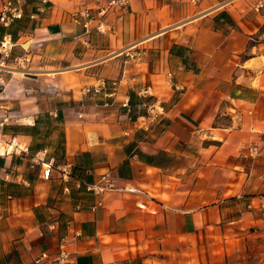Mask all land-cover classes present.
<instances>
[{
	"label": "crops",
	"instance_id": "crops-1",
	"mask_svg": "<svg viewBox=\"0 0 264 264\" xmlns=\"http://www.w3.org/2000/svg\"><path fill=\"white\" fill-rule=\"evenodd\" d=\"M259 1L50 0L39 12L24 0L4 31L31 62L0 70V121L54 164L0 155V264H261L264 219L250 207L264 194ZM100 78L119 81L109 105L85 92ZM155 100L165 115L140 128ZM104 176L117 188L99 196L74 185Z\"/></svg>",
	"mask_w": 264,
	"mask_h": 264
},
{
	"label": "built area",
	"instance_id": "built-area-1",
	"mask_svg": "<svg viewBox=\"0 0 264 264\" xmlns=\"http://www.w3.org/2000/svg\"><path fill=\"white\" fill-rule=\"evenodd\" d=\"M40 4L38 10L43 11V8L50 0H37ZM129 0H111V5H127ZM24 0H1L0 4V70H7L10 72H23L28 71V66L31 62V52L25 50L23 53L15 52L14 49L17 46V41L14 40L11 32L4 31V28L10 27L14 22L21 20L24 17ZM263 7V1L260 0L256 9L259 10ZM37 12L32 13V17L37 16ZM82 15L89 16V10L86 9L82 12ZM90 20H88L84 26L88 28ZM97 29L103 31V23L100 22L97 25ZM134 57V55H130ZM119 81L112 80L108 81L105 78H100L97 83L85 88L86 93H91L93 95H102L105 97V104H111L110 99L114 98L118 93ZM138 93L142 97H147L149 95V88H140ZM121 105L127 109L130 108V98L127 95ZM166 109L164 103L155 100L146 105V113L138 117V125L140 128L145 130L149 129L152 125L156 124L165 115ZM10 118L4 117L0 121V155H18L21 157H28L31 159V167L40 165L41 167L53 166V160H48L47 154L48 149H42L36 153L31 152L30 144L20 138L18 135H7L3 128L10 122ZM253 154H258V149H252ZM61 173V179L65 183H69L73 180L71 167L68 165L58 166ZM103 183H92L83 181L81 179H74V185L77 189H85L87 191L93 192L96 196L101 195L107 190H112L117 188L112 180H107L106 176L102 179ZM65 190H70V186L66 185ZM260 203L258 206L250 204L251 208H258L261 217L264 219V194L259 195ZM101 200H97L95 208L101 205ZM49 258L47 253H43L37 260L36 263L41 262L43 259ZM70 259V254L66 250L64 245H61L60 251L55 257V261L64 263ZM117 264V263H110ZM261 264H264V251L261 256Z\"/></svg>",
	"mask_w": 264,
	"mask_h": 264
},
{
	"label": "bare ground",
	"instance_id": "bare-ground-1",
	"mask_svg": "<svg viewBox=\"0 0 264 264\" xmlns=\"http://www.w3.org/2000/svg\"><path fill=\"white\" fill-rule=\"evenodd\" d=\"M28 123V122H27Z\"/></svg>",
	"mask_w": 264,
	"mask_h": 264
}]
</instances>
